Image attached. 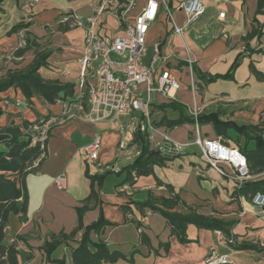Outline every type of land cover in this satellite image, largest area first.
Listing matches in <instances>:
<instances>
[{"label": "crops", "instance_id": "1", "mask_svg": "<svg viewBox=\"0 0 264 264\" xmlns=\"http://www.w3.org/2000/svg\"><path fill=\"white\" fill-rule=\"evenodd\" d=\"M30 1L5 0L0 10V73L7 68L24 67L33 60L34 49L22 57L13 56V52L25 44L27 32H30L42 48L52 52L47 66L40 69L42 77L76 85L86 28L77 26L75 19L94 16L97 32L108 36L123 35L128 23L149 0H135L127 13L124 10L130 0H39L29 10L27 3ZM184 1L168 0L173 19L161 6L147 34L143 63H153L157 76L169 70L181 85L171 95L153 93V122L160 131H167L173 140L180 142L193 140L194 124L168 127L161 122L166 118L178 119L183 114L190 116L195 107L200 114L219 113L221 120H232L238 125L261 124L264 128V78L252 69L253 66L264 75V35L255 33L261 28L264 31V13L257 12L258 0H203L205 13L180 35L173 31V27L174 22L182 25L186 19L184 11L178 9ZM222 12L224 17H220ZM21 22L30 23V26L11 32ZM157 43L160 46L158 56L155 52ZM190 60L196 72L190 66ZM238 60L239 64L233 69ZM200 74L218 78L205 82ZM70 100L49 104L33 97L29 101L20 89L11 87L0 92V108L3 110L0 125L5 127L11 123L19 125L23 120L37 122L40 118L61 117ZM16 101L22 104L15 105ZM120 120L125 126L129 117L123 116ZM201 132L206 137H217L212 124L202 125ZM97 135L101 136L102 143L99 163L115 161L123 132L109 120L90 122L74 117L50 129L47 156L39 170L26 179L28 217L21 221L12 214L7 228L6 241H16L21 252L20 264H74L72 252L79 246L84 229L101 216L110 224L101 231L91 230V241H105L111 250L128 256L133 254L134 257L133 262L121 259L103 264H197L215 247L227 253L232 264H264L263 208L245 196L235 195L236 180L209 167L199 146L191 144L184 154L167 158L164 163L153 165L151 173L129 180L125 167L135 160L131 155L134 149L131 143L121 154L122 172L107 173L101 179H95V176L102 175L99 163L86 161L84 147ZM127 137L134 139L132 135ZM228 142L242 146L245 138L240 139V144L233 140ZM3 149L4 146L0 145V150ZM225 167L230 171L228 166ZM198 168L202 170L200 176L196 173ZM60 174L67 179L64 190L55 185V178ZM263 177L264 172L252 179ZM93 189L98 199L84 212L83 227L79 228L78 208L83 206ZM175 195L177 203L172 210L181 213L195 211L207 218L230 221L232 235H219L216 230L189 224L188 240L182 242L160 213L137 206V202L146 201L151 196L174 203ZM123 206H128V215ZM61 232H73V238L47 254L45 242ZM141 232L148 236L149 243L141 241ZM17 236L23 238L16 239ZM167 243L168 248L165 247ZM232 243L252 247L236 248Z\"/></svg>", "mask_w": 264, "mask_h": 264}, {"label": "built area", "instance_id": "2", "mask_svg": "<svg viewBox=\"0 0 264 264\" xmlns=\"http://www.w3.org/2000/svg\"><path fill=\"white\" fill-rule=\"evenodd\" d=\"M39 0L27 3V8L32 10ZM135 0H130L124 13L130 11ZM163 7L169 17L173 19V10L168 0H149L142 10L128 23L125 34L108 36L94 29L96 18L90 16L87 19L77 17L75 24L86 28L83 53L78 59L81 65L80 74L75 85V95L65 106L61 117L45 119L44 123L31 127L33 142H41L42 148L49 138L50 129L57 123H63L69 118H83L90 122L109 120L117 129L123 132L119 140L117 158L113 162L100 164L101 136L84 147L85 158L88 163H99L101 173H120L122 168L119 164L121 154L134 145L133 157L141 154L140 147L127 136L136 132L146 135L150 148L160 155L173 158L186 152L191 144H196L209 167L217 172L233 178L241 186L254 175L249 172L246 156L239 146L226 143L221 137H206L201 132L198 122L200 110L192 108L191 114L195 118L194 138L191 142L173 140L167 131H160L152 120L153 93L171 95L173 90L180 88L179 80L169 70L163 71L158 76L152 64L143 63L146 55L147 34L150 26L156 21L160 7ZM186 14L182 25L174 22L173 31L182 35L186 28L197 21L206 11L203 0H185L178 6ZM124 15V14H123ZM222 12L220 17H224ZM124 19V16H122ZM160 51L159 44H155L156 56ZM190 66L193 61L190 60ZM64 69H67L64 67ZM92 81L90 82V79ZM192 87L196 84L193 81ZM22 102L16 101L15 105ZM129 117V122L122 126L121 117ZM27 131V130H25ZM225 166L230 168V171ZM197 175L202 174L201 169L196 170ZM55 185L59 190L67 187V179L64 174L55 178ZM264 210V193H257L252 200ZM216 233L223 235L220 230ZM227 244V242H226ZM227 253L212 248L210 252L197 264H232Z\"/></svg>", "mask_w": 264, "mask_h": 264}, {"label": "trees", "instance_id": "3", "mask_svg": "<svg viewBox=\"0 0 264 264\" xmlns=\"http://www.w3.org/2000/svg\"><path fill=\"white\" fill-rule=\"evenodd\" d=\"M5 0H0V10L3 9ZM258 13H264V0H258ZM30 23L21 22L16 24L11 32H17L20 29L28 28ZM258 36L264 35L261 29L255 30ZM34 49L35 55L33 60L24 67L7 68L0 73V92L6 91L11 87L18 88L22 91L27 100L33 97H39L49 104H55L58 101L70 100L75 95V85L70 83H62L59 80H48L42 77L40 69L47 66L51 56V50L42 48L41 44L27 32L25 44L18 47L14 52V57H22L25 53ZM239 64V60L235 63L233 69ZM195 72L196 68L193 66ZM253 71L261 78L263 73L259 72L252 66ZM232 74L229 75V77ZM201 79L205 82L213 81L218 76H205L200 74ZM3 110L0 108V117ZM48 119V118H46ZM199 125L212 124L217 137H221L226 143L233 140L240 144V139L245 138V145L239 146L242 153L246 156L249 172L252 175L264 172V128L261 124L238 125L232 120H221L219 113H201L198 116ZM183 123H195L193 115L183 114L178 119H164L161 124L173 127ZM37 122L23 120L21 124L11 123L5 127L0 125V145L4 146L0 150V264H20L19 254L21 253L17 247L16 241L7 242V228L12 214L17 215L21 221H25L28 217L29 193L27 188V176L36 173L43 160L47 156L46 142L42 148L41 142H33V132L31 127ZM27 130V131H25ZM233 132L236 137L231 135ZM134 143L141 149V154L137 156L134 162L127 167V179L132 180L135 176L151 173L153 165L164 163L167 157L160 155L156 150L150 148L146 135L141 132L134 134ZM253 141V147L248 145ZM122 172V171H121ZM107 173L95 176V179H101ZM264 193V177L247 180L241 186H238L235 195L245 196L249 200L257 193ZM98 195L96 190H92L90 196L84 201L83 206L78 208L80 216L79 228L83 227L82 217L86 210L92 207V203L96 202ZM177 197L174 196V203H170L168 199L159 200L150 197L146 201L137 202V206L144 209L148 207L152 211L160 213L167 221L173 234L177 235L182 242L188 240L187 227L189 224H195L198 227L220 230L225 236L232 235L230 221H224L218 218H207L195 211L189 213H181L172 210L177 203ZM123 210L128 215V206H123ZM110 222L101 216L97 222L84 229V235L79 242V246L72 252L74 264H103L105 262H116L121 259L134 261L133 254L125 255L118 250H111L105 241L92 242L90 238L91 230L101 231L103 227L109 225ZM140 226V223H138ZM23 237L17 236L16 239ZM73 238L72 233L61 232L53 234L51 240L46 241L44 249L50 254L59 244L67 243ZM141 241L149 243L148 236L141 232ZM91 243L93 246H91ZM233 247L246 248L252 245H236ZM169 247L168 243L165 245Z\"/></svg>", "mask_w": 264, "mask_h": 264}, {"label": "rangeland", "instance_id": "4", "mask_svg": "<svg viewBox=\"0 0 264 264\" xmlns=\"http://www.w3.org/2000/svg\"><path fill=\"white\" fill-rule=\"evenodd\" d=\"M45 118H40L38 121H37V123L40 125V124H42V123H44V120ZM195 134L193 133V136H194ZM231 135L233 136V137H236V135L233 133V132H231ZM245 145V142H243V144H242V146H244ZM248 147L249 148H252L253 147V144H252V142H250L249 143V145H248Z\"/></svg>", "mask_w": 264, "mask_h": 264}]
</instances>
